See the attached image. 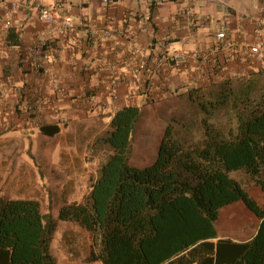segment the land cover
<instances>
[{
	"label": "crops",
	"instance_id": "0c3cea01",
	"mask_svg": "<svg viewBox=\"0 0 264 264\" xmlns=\"http://www.w3.org/2000/svg\"><path fill=\"white\" fill-rule=\"evenodd\" d=\"M56 1L0 0V16H10L14 23L7 31L0 28V153L16 163L20 159V165L28 168L33 167L28 156L38 161L34 139L42 137L39 146L46 160L61 133L65 138L61 161L67 162L60 166L62 173L56 169L57 174H64L70 158L79 157L80 147L84 166L88 145L116 111L130 105L143 111L135 135L141 141L152 137L159 144L162 131H152L157 120L173 113L187 91L246 77L257 69L254 63L239 61L234 51L214 49L219 31L237 43H253L254 21L264 19V0H116L111 7L103 0H60V11L73 19V28L64 30L60 23L59 29L49 33L37 14L40 7ZM188 11L190 18L185 16ZM40 39L45 40L51 59L42 61L38 70ZM166 45L209 54V64L163 65L156 73ZM136 48L148 54L142 70L136 68L139 58H132ZM33 107L38 114L28 117L27 109ZM50 107H55L56 114H51ZM43 124H58L61 130L53 137L45 136L37 129ZM12 132L21 136H9ZM23 180L16 178V185ZM35 185L42 187L40 180ZM246 188L264 207V191ZM261 222L238 201L220 210L216 229L220 239L242 243L256 235Z\"/></svg>",
	"mask_w": 264,
	"mask_h": 264
},
{
	"label": "trees",
	"instance_id": "16d2710c",
	"mask_svg": "<svg viewBox=\"0 0 264 264\" xmlns=\"http://www.w3.org/2000/svg\"><path fill=\"white\" fill-rule=\"evenodd\" d=\"M241 51L235 53L244 62ZM256 65L246 77L187 91L181 99L201 113V139L182 138L173 117L143 166L132 163L143 111L133 105L116 111L87 147L104 155L89 193L82 202L65 201L57 218L36 198L0 195V264H58L57 220L88 232L87 264H264V207L246 188L264 191V63ZM37 129L50 137L61 130ZM238 201L262 220L248 242L220 239L216 229L220 210Z\"/></svg>",
	"mask_w": 264,
	"mask_h": 264
},
{
	"label": "rangeland",
	"instance_id": "374dc122",
	"mask_svg": "<svg viewBox=\"0 0 264 264\" xmlns=\"http://www.w3.org/2000/svg\"><path fill=\"white\" fill-rule=\"evenodd\" d=\"M43 1L47 4L46 0ZM173 117L177 119L175 128L182 138L189 141L201 139L202 115L195 106L189 105L185 99L178 101L175 111L170 113L167 118L161 117L160 120H157V125L160 128L155 126L152 131L154 133H161L162 131L163 133L167 123ZM9 136L20 137L21 133L12 132ZM64 139L63 133L55 138V144L47 157L52 167L46 165L48 161L43 158L44 151L39 146L42 140L41 136H37L33 141V150L39 162L28 156V160L33 165V167L30 166L32 168L20 165V159L16 163V160L11 161L10 157L6 156L7 154L0 153V195L7 198H36L41 203L42 211L54 214L55 218H57L58 210L65 201L69 203L82 202L90 191L92 179L97 173L104 155L103 153L93 155L85 151L84 166H82L81 155L83 151H80L81 147L77 148L79 157L73 160L70 158L69 163L71 165L65 168L64 174H57L56 169L60 173L63 172L60 166L64 164L61 161V154L65 148ZM141 139L137 134L134 141L136 153L132 163L138 166L152 162L158 147V144L153 142L152 137H145L143 141ZM22 168L25 169L24 172L21 170ZM232 176L243 183L246 182L241 172L232 173ZM19 177L22 180L25 177L26 184L23 180L22 185H16L15 180ZM39 180L42 187H36L35 185ZM248 187L254 188L255 186L248 184ZM91 246L92 241L87 231L76 223L57 220V231L52 242V252L57 258L58 264H87L84 259L88 255Z\"/></svg>",
	"mask_w": 264,
	"mask_h": 264
},
{
	"label": "built area",
	"instance_id": "2783aa9c",
	"mask_svg": "<svg viewBox=\"0 0 264 264\" xmlns=\"http://www.w3.org/2000/svg\"><path fill=\"white\" fill-rule=\"evenodd\" d=\"M186 1V0H185ZM105 5H111L114 3V0H103ZM61 1L57 0L55 4L51 6H42L38 10L37 19L38 21L46 27L49 33H53L54 30L59 29L58 25L62 23L64 30H70L73 28V19L69 16L63 15L60 11ZM187 18H190V11L185 13ZM191 21V20H190ZM255 23V41L251 44L249 43H237L234 40L229 39L225 31H219L216 33V40L219 42V47L214 49L216 52L218 49L223 51H236L240 48L244 54L245 62L254 63V64H263L264 63V19H256ZM13 20L11 17H2L0 16V28L3 31H7L13 26ZM61 31V29L59 30ZM107 36L110 35V32H107ZM46 43L44 39H40L36 46V52L38 53V63L36 64V69L41 68V62L50 60L51 56L44 49ZM138 57V64L136 65L137 69L142 70L146 66V61L148 59V54L142 49L136 48L132 53V58L135 59ZM141 61L139 62V60ZM191 61H195L200 66H207L209 64L210 58L209 54H205L201 51L194 52H184L180 49L172 47L170 45L164 46L161 57L157 62V67L154 68L156 73L161 70L163 65L180 67ZM114 83H112V92L114 90ZM50 110L53 113H56L55 107H50ZM2 121L0 119V129H2Z\"/></svg>",
	"mask_w": 264,
	"mask_h": 264
}]
</instances>
